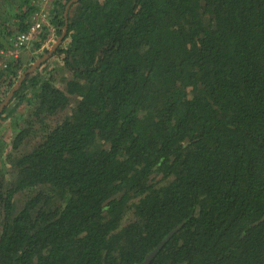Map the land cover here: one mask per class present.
<instances>
[{
    "label": "trees",
    "instance_id": "16d2710c",
    "mask_svg": "<svg viewBox=\"0 0 264 264\" xmlns=\"http://www.w3.org/2000/svg\"><path fill=\"white\" fill-rule=\"evenodd\" d=\"M36 9L0 0V49ZM67 19L0 114V264H143L158 247L149 264H264V0H80ZM32 63L0 65V106Z\"/></svg>",
    "mask_w": 264,
    "mask_h": 264
},
{
    "label": "built area",
    "instance_id": "2783aa9c",
    "mask_svg": "<svg viewBox=\"0 0 264 264\" xmlns=\"http://www.w3.org/2000/svg\"><path fill=\"white\" fill-rule=\"evenodd\" d=\"M56 0H32L34 6L37 7L32 16L30 27L26 32L18 33L10 38L9 47L0 50V65L4 68L7 63L13 60L21 59L24 50L33 48L34 42L47 29L50 33L48 39L37 49L41 54L56 42L55 27L51 24L52 6Z\"/></svg>",
    "mask_w": 264,
    "mask_h": 264
},
{
    "label": "water",
    "instance_id": "95a60500",
    "mask_svg": "<svg viewBox=\"0 0 264 264\" xmlns=\"http://www.w3.org/2000/svg\"><path fill=\"white\" fill-rule=\"evenodd\" d=\"M80 0H71L69 2V4L67 5V8L65 10V25L63 27L62 30V34L56 38V43L52 44L51 47L48 49V53L43 54L42 57L37 58L31 65V67L28 69V71L20 78V80L17 82V84L13 87V89L10 91V93L8 94V96L5 98V100L3 101V103L0 106V114L2 113V111L8 106L9 102L13 99V96L15 94V92H17L19 90V88L21 87L23 81L26 79V77L31 74L34 73L35 71H37L50 57H52L57 49L59 48V46L64 42L67 32H68V19H67V13L70 9V7L72 6V4L78 2ZM181 226L176 227V229L172 232V234L176 231H178L180 229ZM160 247L156 248L153 252H151L145 259L143 264H149L151 262V260L156 256V254L158 253Z\"/></svg>",
    "mask_w": 264,
    "mask_h": 264
},
{
    "label": "rangeland",
    "instance_id": "374dc122",
    "mask_svg": "<svg viewBox=\"0 0 264 264\" xmlns=\"http://www.w3.org/2000/svg\"><path fill=\"white\" fill-rule=\"evenodd\" d=\"M10 38L8 39V45L10 44ZM32 48L29 50H24V53H27L26 55L24 54V57H29L28 55L31 54ZM37 58V57H36ZM32 60H35V58H33ZM52 60V59H51ZM31 61V60H29ZM24 62H27L24 58ZM61 64V59H55L54 61L51 62L50 66L45 67L48 71V73L52 74V76H54L57 80V85L61 86V87H65L66 81L69 77V74L66 70H64L63 66L60 65ZM13 106V103L11 105V107ZM29 107L27 105H23L19 108L16 109L15 113H13V117H15L17 120L20 116V113H27L29 112V110L26 108ZM32 108V107H31ZM10 126V119H6V122L3 123V128L4 131L0 134V139H3L5 142H7L9 139L13 138L15 134H11V132H14V128H9ZM43 136V134H39V137ZM10 149V148H8Z\"/></svg>",
    "mask_w": 264,
    "mask_h": 264
},
{
    "label": "crops",
    "instance_id": "0c3cea01",
    "mask_svg": "<svg viewBox=\"0 0 264 264\" xmlns=\"http://www.w3.org/2000/svg\"><path fill=\"white\" fill-rule=\"evenodd\" d=\"M10 24H12V27H15L16 25H15V19H13V20H11V22H10ZM13 30H15V28H13ZM6 38V37H5ZM4 48H2V49H6V48H8L9 46H8V39L6 38L4 41ZM29 49H31V48H29ZM29 49H26V50H29ZM25 50V51H26ZM24 54L26 55L27 53H23L22 54V60L24 61V58H25V60L26 61H29V60H31L32 61V59L33 58H36L38 55H40L41 54V52L40 51H37V49L35 48V47H33L32 48V51H31V54H29L28 56L29 57H24ZM26 63V62H25Z\"/></svg>",
    "mask_w": 264,
    "mask_h": 264
},
{
    "label": "clouds",
    "instance_id": "9594fccd",
    "mask_svg": "<svg viewBox=\"0 0 264 264\" xmlns=\"http://www.w3.org/2000/svg\"><path fill=\"white\" fill-rule=\"evenodd\" d=\"M17 34H18V33H17ZM13 37H14V36H13ZM56 38H57V37H56ZM56 41H57V40H56ZM55 43H56V42H55ZM8 46H9V45H8ZM32 47H33V46H32ZM50 47H51V46H50ZM50 47H49V48H50ZM49 48H48V49H49ZM0 50H2V49H0ZM44 52H45V51H44ZM44 52H43V53H44ZM23 53H24V52H23ZM43 53H42V54H43ZM40 55H41V54H40ZM38 56H39V55H38ZM35 60H36V58H35ZM35 60H32V61L34 62Z\"/></svg>",
    "mask_w": 264,
    "mask_h": 264
}]
</instances>
